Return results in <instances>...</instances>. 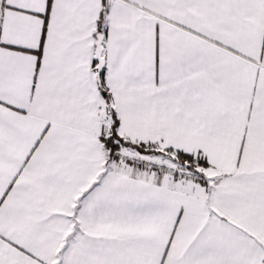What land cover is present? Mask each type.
<instances>
[{"label": "snow or ice", "instance_id": "1", "mask_svg": "<svg viewBox=\"0 0 264 264\" xmlns=\"http://www.w3.org/2000/svg\"><path fill=\"white\" fill-rule=\"evenodd\" d=\"M0 264H264V0H0Z\"/></svg>", "mask_w": 264, "mask_h": 264}]
</instances>
